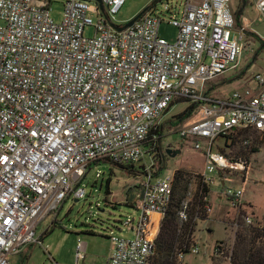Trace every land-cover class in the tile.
Returning a JSON list of instances; mask_svg holds the SVG:
<instances>
[{"label": "built area", "instance_id": "built-area-1", "mask_svg": "<svg viewBox=\"0 0 264 264\" xmlns=\"http://www.w3.org/2000/svg\"><path fill=\"white\" fill-rule=\"evenodd\" d=\"M125 1L62 0L54 21L49 0H0V264L24 245L39 244L36 223L67 196L83 197L79 183L90 165H133L159 145V121L173 103L194 106L193 120L176 131L201 153L205 186L212 174L241 177L248 168L245 157L220 152L226 138L244 130L264 138V72L226 95L213 94L214 80L238 68L243 50L246 27L236 26L230 0H164L159 9L153 2L115 30L110 24L122 26L113 17ZM252 7L264 19V0ZM164 14L176 29L172 42L157 35ZM87 26L91 35L83 34ZM143 168L142 198L134 203L139 216L118 221L116 229L128 236L109 232L105 264H151L173 173L152 176ZM222 194L231 208L242 206V188L225 186ZM186 217L183 202L177 218ZM254 218L249 212L243 221L255 225ZM83 250L77 241L75 260ZM183 257L177 254L179 263Z\"/></svg>", "mask_w": 264, "mask_h": 264}, {"label": "rangeland", "instance_id": "rangeland-1", "mask_svg": "<svg viewBox=\"0 0 264 264\" xmlns=\"http://www.w3.org/2000/svg\"><path fill=\"white\" fill-rule=\"evenodd\" d=\"M61 1L49 0L48 16L54 21L60 18ZM152 1L126 0L113 17L115 24L124 25ZM163 1L154 0L156 8L159 9V2ZM167 1L173 4L180 0ZM240 1H229L233 12L240 7ZM252 1L245 0L239 23H236L238 27H246L241 40L243 50L239 66L214 80L217 83L213 90L215 95H226L233 87L241 85L243 80L246 81L253 72H264V19L257 20L259 17L252 7ZM87 15L92 22L95 20L93 13L87 12ZM164 15V20L158 25L157 35L172 42L176 29L165 21L168 15ZM83 34L91 35V27H84ZM185 105L186 102L180 101L168 107L159 121L162 126L159 145L148 151V155H144L139 162L134 163L130 167L131 170L107 162L90 165L79 183L84 191L83 197L74 200L67 196L54 213L49 212L39 220L33 231L39 244L24 245L18 253L7 257L8 264H103L105 249L110 244L107 239L109 232L116 236H128L124 228L121 231L116 229L121 228L118 221L125 217L136 221L139 216V211L134 209V203H131V206L125 204H128L125 201V192L127 187L140 182L145 174L144 166H147L152 176L173 173L175 170L184 172V179H188V184L183 201L188 211L198 191L203 160L201 153L192 151L176 131L179 124L187 123L195 116L194 111H191L180 121H174L173 116L182 112ZM261 138L260 133L251 131L225 139L226 147L220 148V152L231 159L245 157L248 159V168L241 177L235 171L211 175L213 182L207 186L208 192L201 215L194 219L191 248L197 247L198 251H188L179 264H229L226 254L233 241V221L239 217L240 211L245 214L251 212L255 216V224H264V138L262 141ZM245 140L248 141L246 146L243 145ZM218 142L221 144L222 140L218 139ZM166 149L173 154H166ZM95 173H98L97 177ZM106 179L107 193L104 194ZM225 186L242 188L243 202L239 209L231 208L227 203L222 194ZM77 241L84 242L85 249L82 258L75 260ZM219 242L225 255L215 253V245L218 246Z\"/></svg>", "mask_w": 264, "mask_h": 264}, {"label": "trees", "instance_id": "trees-1", "mask_svg": "<svg viewBox=\"0 0 264 264\" xmlns=\"http://www.w3.org/2000/svg\"><path fill=\"white\" fill-rule=\"evenodd\" d=\"M244 2L245 0H241L240 7L238 6L237 11L233 12L236 23H239V18L242 15L241 8L244 6ZM193 109V105L185 107L182 112L173 116L174 121L178 122L183 117L188 116ZM161 130L162 126L160 125L158 132ZM248 132L251 131L244 130L240 134ZM262 139L263 137L260 140L262 141ZM131 166L133 165L121 166L120 168L131 170ZM107 182L108 179L104 182V194L107 193ZM187 184L188 179H184V172L175 170L173 172V182L171 183V200L164 216L160 220L158 232L154 238L151 264H179L177 254L182 253L185 255L191 249L193 244L194 219L199 218V215H201L208 188L199 180L198 191L194 197V201L191 202L188 208L186 220L179 221L177 218L178 210L184 202ZM126 205L131 206V203ZM244 216L245 213L240 211L239 217L233 221L235 231L232 245L227 254L222 249L220 242L218 246L215 245V253L216 255L226 254L229 264H264V224H245L243 221ZM52 223L50 224L52 225Z\"/></svg>", "mask_w": 264, "mask_h": 264}, {"label": "crops", "instance_id": "crops-1", "mask_svg": "<svg viewBox=\"0 0 264 264\" xmlns=\"http://www.w3.org/2000/svg\"><path fill=\"white\" fill-rule=\"evenodd\" d=\"M125 196H126V199H125L126 202L135 203L137 200L142 198V189L137 184L135 186L131 185L126 188ZM82 245H83V249H85L84 242H82ZM111 249H112V246L111 244H109V246H107V248L105 249L103 264H105L107 258L109 257L111 253Z\"/></svg>", "mask_w": 264, "mask_h": 264}, {"label": "water", "instance_id": "water-1", "mask_svg": "<svg viewBox=\"0 0 264 264\" xmlns=\"http://www.w3.org/2000/svg\"><path fill=\"white\" fill-rule=\"evenodd\" d=\"M154 2V0L152 1V3ZM147 9V7H145L139 14L137 13L136 15H134L128 22H126L124 25H122V26H115V25H112V24H110V26L113 28V29H115V30H123L124 28H126V27H128V26H130L132 23H133V21L137 18V17H139L140 15H142L144 12H145V10ZM165 153L166 154H173V152H171L170 150H168V149H166L165 150Z\"/></svg>", "mask_w": 264, "mask_h": 264}, {"label": "flooded vegetation", "instance_id": "flooded-vegetation-1", "mask_svg": "<svg viewBox=\"0 0 264 264\" xmlns=\"http://www.w3.org/2000/svg\"><path fill=\"white\" fill-rule=\"evenodd\" d=\"M235 11V10H234Z\"/></svg>", "mask_w": 264, "mask_h": 264}]
</instances>
